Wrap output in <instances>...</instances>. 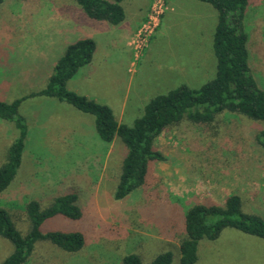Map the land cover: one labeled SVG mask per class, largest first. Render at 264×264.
<instances>
[{
    "label": "rangeland",
    "instance_id": "1",
    "mask_svg": "<svg viewBox=\"0 0 264 264\" xmlns=\"http://www.w3.org/2000/svg\"><path fill=\"white\" fill-rule=\"evenodd\" d=\"M12 1L10 8L0 5V86L5 89L13 86L6 101L41 88L46 81L39 70L35 72L27 67L30 58L26 0ZM253 1L246 10L244 24L249 33L250 65L264 89V0ZM194 3L184 1L179 9L185 14L184 21L178 23L176 36L157 46L154 54L161 52L167 65L188 58L189 64L208 65L209 70L196 76L193 82V87H200L216 73V56L207 39L208 34H213L216 18L200 14L202 10ZM16 11L22 13L17 15ZM200 29H204L205 39L198 44V39H202L198 37ZM116 42L124 51L112 52L124 54L122 36ZM161 55L154 59L156 63H161ZM167 90L150 88L147 95L152 97ZM38 98L26 99L19 107L26 117L28 133L18 173L0 193V206L10 211L16 227L26 234L29 220L25 214L21 215L23 210L18 205L34 198L45 208L56 196L76 192L82 217L56 215L46 219L41 228L80 231L85 245L77 252H68L52 242L39 241L26 264H121L122 257L132 252L148 264L166 250L173 253L170 264H180L179 239L163 238L158 222L168 217L170 224H175L181 207L185 211L184 206L205 197L222 201L227 194L239 192L243 209L264 218V147L258 137V129L264 125L262 121L238 113L226 115L207 128L188 121L165 128L158 138V148L167 159L151 165L144 186L123 199H116L114 193L127 149L121 138L115 139L107 153L109 146L94 127L84 125L85 132L79 130L80 116L91 115L67 104V108L78 114L72 115L58 108L56 99L35 102ZM0 99H3L1 95ZM143 111L142 108L138 115ZM128 122L131 125L134 120ZM8 124L0 121V163L17 135L13 124ZM68 128H74L77 133L76 140L71 142L75 146L66 151ZM104 158L109 160L107 165ZM174 196L183 198V206ZM12 249V242L0 235V263ZM198 255L195 264H264V238L226 227L217 239H202Z\"/></svg>",
    "mask_w": 264,
    "mask_h": 264
},
{
    "label": "trees",
    "instance_id": "2",
    "mask_svg": "<svg viewBox=\"0 0 264 264\" xmlns=\"http://www.w3.org/2000/svg\"><path fill=\"white\" fill-rule=\"evenodd\" d=\"M4 1L0 0V5ZM76 1L93 19L118 24L125 17L123 0ZM201 1L212 4L218 11L213 35V49L217 59L215 76L200 87L182 83L153 96L146 103L143 114L131 125L119 122L108 104L67 86L79 69L93 58L96 42L90 37L80 38L66 46L44 87L12 101L0 99V121L13 124L17 130L16 137L8 146L5 160L0 163V193L15 178L22 162L28 125L26 117L19 112V107L30 97L54 98L91 114L97 134L108 146L117 137L121 138L127 149L114 193L116 199H123L138 187L144 186L150 175L151 165L167 159L165 153L158 148V138L165 128L184 121L207 128L222 121L226 115L238 113L264 123V89L259 86L250 65L249 33L244 24L246 10L254 1ZM258 132V137H261L259 142L264 147V125L259 127ZM174 198L183 206V198ZM18 206L23 210L21 215L25 214L29 220V229L23 234L11 219L10 211L0 206V235L13 244L12 252L0 264H26L39 241L52 242L68 252H77L85 245V237L80 231H43L41 228L46 219L56 215L73 219L82 217L83 211L76 192L56 196L45 208L34 198H27L24 204ZM166 208L168 204L164 206V211ZM184 208L185 211L181 207L175 224H170L168 217L163 222H158L163 236L179 239L180 264H195L199 259L200 241L217 239L226 227L264 238V218L245 211L242 197L238 193L228 194L222 204L211 197H205ZM172 258V251L166 250L157 254L148 264H170ZM121 264L144 263L139 254L132 252L122 257Z\"/></svg>",
    "mask_w": 264,
    "mask_h": 264
},
{
    "label": "crops",
    "instance_id": "3",
    "mask_svg": "<svg viewBox=\"0 0 264 264\" xmlns=\"http://www.w3.org/2000/svg\"><path fill=\"white\" fill-rule=\"evenodd\" d=\"M184 1L169 0L170 8L163 15L161 23L152 36L149 46L140 59L135 72H129L128 66L131 59L129 39L145 19L151 0H123L122 5L125 17L118 24L91 18L76 0H26V39L28 57L30 58L27 67L35 72L39 70L40 74L44 75L46 81L40 85L44 87L54 64L64 53L66 46L80 38H93L96 42V48L91 62L82 66L77 74L68 81L67 86L69 89L89 98L108 104L113 109L118 121L128 124L129 120H135L140 116L138 114H140L142 108L144 110L146 103L153 97H148L147 95L150 88L157 91L160 88H169L170 90L175 88L176 85L174 84L179 82V85L186 83L193 87V82L196 80L195 77L209 70L208 65L195 66L187 63L190 60L189 58L187 60L178 59L175 61L176 63L167 65L161 52L158 51L156 55L154 54L157 46L161 47L172 36H176L174 34H176L178 23L181 24V20L184 21L185 14L180 13L179 10L183 6ZM193 1L202 10L200 14L203 16L208 14L215 16L217 24L218 11L212 4L201 0ZM13 3L14 1L12 0H6L3 4L10 8ZM16 12L17 15L22 13V11ZM20 17L18 16V18ZM216 24L213 28V34L211 32L207 36L212 50H214L213 35ZM120 36H122V41L125 44V53L115 55L112 51H124L123 46L116 42V38ZM198 37H202V39H198V44L201 43L200 41H204V29H200ZM158 54L161 55V63L154 61ZM12 87L5 89L0 86V95L4 100L7 99V92ZM12 92L13 89L10 93ZM36 97L39 98L35 102L54 99L49 97L42 98V96ZM56 103L58 108H64L66 112L78 115L74 110H70L71 108H67L69 103L59 100ZM133 109H136L138 114ZM84 125H88L90 128L94 127L92 115L80 116L79 130L81 133L85 132ZM76 133L74 128L67 129V136L65 137V141L68 142L66 151L75 146L71 142L76 140ZM112 147L113 143L107 148V153L110 152ZM104 159L107 165L109 160ZM234 193H238L242 197L241 193ZM211 198L219 204L225 201V198L222 201ZM250 199L253 201L254 197L251 196ZM160 235L163 238L172 239L163 236L161 233Z\"/></svg>",
    "mask_w": 264,
    "mask_h": 264
},
{
    "label": "built area",
    "instance_id": "4",
    "mask_svg": "<svg viewBox=\"0 0 264 264\" xmlns=\"http://www.w3.org/2000/svg\"><path fill=\"white\" fill-rule=\"evenodd\" d=\"M170 8L169 0H151L149 11L137 30L129 39L131 59L128 66L129 72H134L144 55L150 40L161 23L163 15Z\"/></svg>",
    "mask_w": 264,
    "mask_h": 264
}]
</instances>
